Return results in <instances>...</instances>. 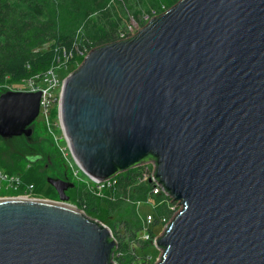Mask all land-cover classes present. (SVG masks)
<instances>
[{
	"label": "water",
	"instance_id": "water-1",
	"mask_svg": "<svg viewBox=\"0 0 264 264\" xmlns=\"http://www.w3.org/2000/svg\"><path fill=\"white\" fill-rule=\"evenodd\" d=\"M41 91L0 94V135L31 136ZM61 122L95 183L154 166L180 210L156 264H264V0H179L92 49L64 79ZM0 197V264H117L118 241L68 202Z\"/></svg>",
	"mask_w": 264,
	"mask_h": 264
},
{
	"label": "trees",
	"instance_id": "trees-1",
	"mask_svg": "<svg viewBox=\"0 0 264 264\" xmlns=\"http://www.w3.org/2000/svg\"><path fill=\"white\" fill-rule=\"evenodd\" d=\"M178 1L0 0V80L9 77L18 82L58 65L76 69L92 49L128 37L132 26L140 29L147 18L164 12V7L169 9ZM57 112V108L53 110V118ZM46 130L47 126L41 122L34 123L31 136L0 135L2 166L33 181L30 174L33 163L45 160L46 168L67 163L61 162L62 157L59 159L57 154L50 156L39 142L40 131ZM24 162V169L19 170L17 167ZM150 170V165L141 164L121 172L116 176L117 184L101 194L88 187H77L70 167L57 174L75 184L76 187L67 191L71 202L115 231L118 246L113 253L120 264H135L139 254L132 245L145 247L148 243L141 238L146 216L140 214L137 205L143 201L154 203L152 225L158 227L162 217L172 216V207L177 203L165 191L154 192V183L144 178ZM40 196L59 199L50 184L49 191ZM149 232L154 235L152 228Z\"/></svg>",
	"mask_w": 264,
	"mask_h": 264
},
{
	"label": "built area",
	"instance_id": "built-area-1",
	"mask_svg": "<svg viewBox=\"0 0 264 264\" xmlns=\"http://www.w3.org/2000/svg\"><path fill=\"white\" fill-rule=\"evenodd\" d=\"M164 11L165 7L163 8ZM158 15V14H156ZM154 15V16H156ZM153 16V17H154ZM152 18V17H151ZM147 18V22L151 19ZM139 29L134 31V26L130 28V32L128 37L135 34ZM125 37V38H128ZM58 66H53L48 69L46 72L42 74L34 75L30 78L22 79L18 82H13L10 78H6L5 80H0V94L7 90H18V91H41V105H40V113L39 118L41 121L47 126V129L50 131L52 135H56L54 130H57L56 139L61 140L63 146V156L67 159V164L71 169L73 176L83 182H85L91 190L95 191L98 194H101L106 189L112 188L117 184V177H113L111 179L105 180L102 183H95L92 179H90L83 171L81 166L75 160L68 139L65 135L62 122H61V114H60V98L63 87L64 79H62L61 75L58 73ZM57 117L53 118L52 113L53 110L56 109ZM150 165V171L147 172L144 176L145 179H149L154 183V192L158 193L162 187L156 181L154 177V166L151 163H147ZM146 164V165H147ZM0 197L4 196H24V197H41L40 193L36 191V185L33 181H30L25 175H22L18 172H9L7 171L2 164L0 163ZM177 202V201H176ZM180 203L177 202L174 207H172L173 214L171 217H162L159 228H165V226L172 220L175 214L180 210ZM154 220L153 213H149L145 218V230L142 233V239L146 241H151V244L156 243L157 237L152 235L149 232V228H152V222ZM120 254H117L119 256ZM114 260L117 264H120L114 257ZM141 261V260H140ZM136 264V263H135ZM140 264H150L149 261L144 260V262Z\"/></svg>",
	"mask_w": 264,
	"mask_h": 264
},
{
	"label": "rangeland",
	"instance_id": "rangeland-1",
	"mask_svg": "<svg viewBox=\"0 0 264 264\" xmlns=\"http://www.w3.org/2000/svg\"><path fill=\"white\" fill-rule=\"evenodd\" d=\"M137 29H139V26L134 25V31ZM58 67H59L58 73L61 75L62 79H65V77L70 72L75 70V69H73V66H69V65H65V66L58 65ZM41 122H42L41 119L38 117L34 123L40 125ZM32 128H33V132H34V124H32ZM54 131L56 132V135H57V130H54ZM40 132H41V137L39 138V142L44 144L45 150L48 151L47 153H50V156L57 154V157H59V159L62 157L61 162H63V160L67 162V159H65V157L63 156V151H62L63 149L61 147V146H63L62 141L57 140L56 135L54 137V135H52L48 129L46 130V132L45 131H43V132L40 131ZM0 144H3V143L1 142ZM44 163H45V160H43L42 162L39 161L37 163H33L32 168L30 169L31 178L36 185V191L38 193H41V194H45L46 191H49V183L47 182L48 177L51 176V177L61 178L57 174H61L64 171H67L69 169L68 164L65 162L64 163L66 165L64 163H60V164H56L55 166H52L49 168H46L44 166ZM24 167H25V162L23 164L19 165L17 168L19 170H23ZM29 177H30V175H29ZM73 179L76 182L77 187H79V186L80 187H88L85 182H83V181H81L75 177ZM2 192L3 191H0V193H2ZM50 193L52 194V191H50ZM41 198H48V197H41ZM68 202L70 204H74L73 202L70 201V199L68 200ZM153 208H154V203L148 202V201L140 202L137 205V209L142 216H146L149 213H152ZM152 229L154 230V236L158 237L159 234L164 229V226H163V228H159V227H155V226L153 227V225H152ZM112 231H113V234H115L114 233L115 231L114 230H112ZM132 247L136 251V253L139 254V259L137 260L136 264H140V263L144 262V260L149 261L150 264H156L160 255H161V250L156 246V244H151V241H148L147 246H145V247H142L141 244H133Z\"/></svg>",
	"mask_w": 264,
	"mask_h": 264
}]
</instances>
